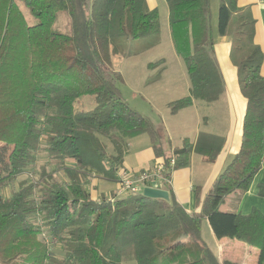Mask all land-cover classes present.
Instances as JSON below:
<instances>
[{
	"label": "trees",
	"instance_id": "obj_1",
	"mask_svg": "<svg viewBox=\"0 0 264 264\" xmlns=\"http://www.w3.org/2000/svg\"><path fill=\"white\" fill-rule=\"evenodd\" d=\"M18 1L35 24L26 23ZM165 2L171 40L190 83L189 94L171 101L169 110L220 97L224 84L213 45L218 36H228L246 100L237 153L198 212H187L168 186L167 200L141 192L94 198L88 180L118 181L131 137L147 133L155 156L173 158L174 168L187 165L191 152L214 160L225 137L200 131L194 142L184 139L165 157L152 121L123 98L117 86L122 76L110 56L122 51V40H144V51L160 39L158 10L146 0H0V264H233L221 262L203 239L204 219L215 238L257 248L255 264H264V215L220 209L227 195L247 189L263 158V55L253 38L254 18L237 0H219L214 37L209 0ZM62 10L70 34L52 30ZM162 60L147 64L158 65L149 82L160 77ZM83 95H94L97 104L76 112L75 100ZM40 151L46 163L38 178L22 179L5 195L6 186L29 173ZM59 171L65 180L57 178ZM258 194L264 196V183Z\"/></svg>",
	"mask_w": 264,
	"mask_h": 264
},
{
	"label": "crops",
	"instance_id": "obj_2",
	"mask_svg": "<svg viewBox=\"0 0 264 264\" xmlns=\"http://www.w3.org/2000/svg\"><path fill=\"white\" fill-rule=\"evenodd\" d=\"M146 1L149 8H154V4L150 5L149 1ZM237 4L240 7L248 6L254 18L253 38L263 55L260 74L264 76V0H237ZM149 49H146V51ZM229 49V37L218 36L213 45V56L222 76L224 91L217 100L212 102L193 100L191 105L174 113L171 112L168 104L173 100L188 95L190 83L187 73L184 71V74L180 76V81L182 82L180 84L182 86L177 83L178 80L173 81L163 95H160L165 97L163 103L158 104L156 99L157 92L154 94V90L151 87L157 88V85L163 80L164 72L162 67V72L158 79L149 82L148 78L146 80L147 84L142 86L145 90L150 88L146 92L148 96L143 98L145 103L141 104L142 107L135 108L132 106L139 113H143L142 115H144L143 109H146L147 113L151 115L145 114L153 123L158 135L159 145L165 157H170L175 149L181 147L184 139L194 142L200 131L220 134L225 137L224 143L214 160H209L207 156L197 152H191L188 164L174 168L171 172V182L168 187L177 202L187 212L199 211L203 198L210 190L214 180L232 160L240 146L246 100L239 90L237 69L230 60ZM180 61L184 67L181 58ZM176 89L179 90V93L174 94ZM135 96L136 94H134ZM152 115H155L154 118ZM158 159L162 158L155 156L149 135L142 133L129 138L127 141V152L123 156L120 170L139 173L142 170L151 168ZM94 174L96 172H93ZM260 183H264V124L263 158L260 169L251 178L247 189L241 195L237 193L227 195L220 209L241 214H248L253 209H256L264 215V196L258 194V185ZM87 186L90 188L92 196L96 199L118 197L125 193L120 189L118 181H107L97 176H92L88 180ZM204 221L208 227L207 235L216 247V255L221 262L255 264L257 248L237 239L215 238L207 220L204 219Z\"/></svg>",
	"mask_w": 264,
	"mask_h": 264
},
{
	"label": "rangeland",
	"instance_id": "obj_3",
	"mask_svg": "<svg viewBox=\"0 0 264 264\" xmlns=\"http://www.w3.org/2000/svg\"><path fill=\"white\" fill-rule=\"evenodd\" d=\"M150 5H153L157 8L159 14V20L161 25L160 30V39L159 43L149 50H142L145 41L144 40H122L121 46L122 51L118 52L115 55L110 56V61L114 70L121 73L122 79L117 81V86L119 87L123 98L129 102V105L134 106L135 108L142 107L141 104L145 103L143 98L148 96L146 94L147 88H142L143 85L147 84L146 80L151 77L152 74L157 73L158 65L148 67L149 62H157L160 59H163L160 67H163L164 77L163 80L156 87H151L154 90V94L157 96L158 104L163 103L165 97H161L164 91L170 86L173 81L178 80V84L182 86L180 81L181 75L184 74L185 69L181 64L179 56L176 55L168 25V7L165 0H148ZM219 0H209V28L213 34L216 36V26H217V11H218ZM18 6L25 18V21L28 25L35 24L37 20L31 14V12L25 7L23 2L18 1ZM52 30L54 32L70 34V20L67 12L65 10L58 11L55 15V20L52 25ZM183 67V68H182ZM181 83V84H180ZM179 93V90L176 89V93ZM134 94L136 96L134 97ZM169 96V95H168ZM159 97V98H158ZM144 101V102H143ZM97 104L96 98L94 95H83L78 97L74 103V111H88L93 109ZM163 108V107H162ZM142 110V109H141ZM144 116L149 115L146 109H143ZM141 113V112H140ZM143 114V113H142ZM147 114V115H145ZM153 118L155 115H152ZM105 142L106 140L103 139ZM129 140V139H128ZM127 140V141H128ZM108 144V149L111 151V146ZM0 144V150L1 148ZM7 152L9 150H6ZM6 154V153H5ZM46 163L45 155L40 151L36 156L35 163L30 166L29 173L24 174L14 181H12L9 186H6L4 189L5 195H9L11 189H16L18 187V182L22 179L28 178H38L39 167ZM52 167H49V169ZM57 178L60 180H65L64 174L59 171L56 173ZM224 208V207H222ZM208 227L203 220L201 223V232L205 241L209 244L213 252L216 254L217 249L210 241L207 230ZM226 239V238H223ZM58 255H62L63 251L61 246L55 245L52 247ZM120 264H136L134 260H126Z\"/></svg>",
	"mask_w": 264,
	"mask_h": 264
},
{
	"label": "built area",
	"instance_id": "obj_4",
	"mask_svg": "<svg viewBox=\"0 0 264 264\" xmlns=\"http://www.w3.org/2000/svg\"><path fill=\"white\" fill-rule=\"evenodd\" d=\"M173 169V158H170L167 162L158 159L151 168L142 170L139 173H130L119 169L117 171L118 183L123 192L138 193L145 186L163 189L164 186L170 185V175Z\"/></svg>",
	"mask_w": 264,
	"mask_h": 264
},
{
	"label": "water",
	"instance_id": "obj_5",
	"mask_svg": "<svg viewBox=\"0 0 264 264\" xmlns=\"http://www.w3.org/2000/svg\"><path fill=\"white\" fill-rule=\"evenodd\" d=\"M142 195L151 197V198H161L167 200L169 198L168 191L165 189L145 186L141 191Z\"/></svg>",
	"mask_w": 264,
	"mask_h": 264
}]
</instances>
